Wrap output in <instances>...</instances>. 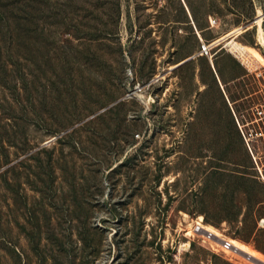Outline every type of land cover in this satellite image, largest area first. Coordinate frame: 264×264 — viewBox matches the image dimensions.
I'll return each instance as SVG.
<instances>
[{
	"label": "rangeland",
	"instance_id": "374dc122",
	"mask_svg": "<svg viewBox=\"0 0 264 264\" xmlns=\"http://www.w3.org/2000/svg\"><path fill=\"white\" fill-rule=\"evenodd\" d=\"M260 12L0 0V264H245L188 232L199 215L264 252V189L249 191L257 171L215 79L248 126L264 105ZM143 142L142 166H120Z\"/></svg>",
	"mask_w": 264,
	"mask_h": 264
},
{
	"label": "built area",
	"instance_id": "2783aa9c",
	"mask_svg": "<svg viewBox=\"0 0 264 264\" xmlns=\"http://www.w3.org/2000/svg\"><path fill=\"white\" fill-rule=\"evenodd\" d=\"M209 57L213 56V53L210 52V46L203 42L201 46V52ZM234 115L237 119L238 126L243 135L245 144L250 152L251 157L253 158L258 170L261 174H263L264 169V105L261 104L257 106L253 111V117L250 122L247 123L241 122L240 117L237 112L233 109ZM192 231L197 235H205L206 230L204 226L200 222H194L192 226ZM209 238L222 246L224 249H232L234 248L233 243L227 237L220 238L218 236H214L209 234Z\"/></svg>",
	"mask_w": 264,
	"mask_h": 264
},
{
	"label": "bare ground",
	"instance_id": "6f19581e",
	"mask_svg": "<svg viewBox=\"0 0 264 264\" xmlns=\"http://www.w3.org/2000/svg\"><path fill=\"white\" fill-rule=\"evenodd\" d=\"M263 16H264V13L260 12L255 17V20H254V22L256 24H258L259 37L261 38L262 41H264V27H263V24H262ZM240 29L241 28H239V27L234 28L233 30L228 32L226 35H224L221 38H219L217 41L221 40L222 38H226V37H228L230 35L233 36L234 34H237L238 32H240ZM248 49L250 50V52H254L259 57L262 58V55L255 48L249 47ZM185 215L188 216V214H186V213H185ZM196 221L203 224L204 229L206 230V233H205L206 236L205 237H206L207 240H211L209 238V234H212L214 236H218L220 238H224L225 237L223 231L219 227L214 225L213 223L205 221L203 215H199L195 219V222ZM188 232L191 233L193 231L191 230V231H188ZM202 236H204V235H202ZM211 241L214 242L213 240H211ZM231 242L233 243L234 248H232V249H224L225 250V254L229 258H231L232 260L240 261L241 263H245V264H246V262H250L251 264H264V252L263 251L259 250L258 248H256L252 244H250L248 242H245L243 240H240L238 238H235V237L231 238ZM214 243L217 244L216 242H214Z\"/></svg>",
	"mask_w": 264,
	"mask_h": 264
},
{
	"label": "trees",
	"instance_id": "16d2710c",
	"mask_svg": "<svg viewBox=\"0 0 264 264\" xmlns=\"http://www.w3.org/2000/svg\"><path fill=\"white\" fill-rule=\"evenodd\" d=\"M224 1V0H223ZM216 2H217V0H216ZM214 5H216V4H214ZM191 12V11H190ZM196 12L194 11V14L192 15V17H193V22H196V25L198 24V21H197V19H196ZM198 26V25H197ZM6 37H10V39H12V34L10 33V34H7L6 35ZM11 42V41H10ZM12 45V47H14V48H16V46H17V41H15V44H14V42L11 44ZM213 60V59H212ZM248 71H246V73H247ZM217 74V73H216ZM219 76L218 75H215V79H216V82L218 83V85H221V87H222V89H223V91H224V93L226 94V97H227V100H228V102H229V104H230V107H231V109H232V111H233V109L235 110V112H237L236 111V108H235V106L232 104V95L231 94H228L227 93V91H226V89H225V87H224V85H222V83L220 82V79L218 78ZM233 114H234V112H233ZM233 117L234 118H232L231 117V119H230V127L232 128V130L234 131V132H236V134H239L240 133V135H241V139H242V141H243V143H244V146H245V148H246V152H247V155H248V157L250 158V161H251V165H252V167H254L255 169H256V171L257 172H255V173H250V172H245V174H250V176H246V175H244V178L247 180V185H248V188H249V191H252V192H255V187H262L263 189H264V169H263V174H261L260 173V171L258 170V168H257V166H256V164H255V162H254V160H253V158L251 157V155H250V152H249V150H248V148H247V146H246V144H245V141H244V138H243V135H242V133H241V131H240V128H239V126H238V122H237V119H236V117H235V115H233ZM136 132L134 131L133 132V134H132V137H133V141H132V143H136V141H137V138L135 137L136 135ZM144 143H146V142H143V144L141 145V146H139V147H137L136 148V152L133 154V155H131V156H129V157H126L125 159H123L122 160V162L120 163V166H122V165H124V164H127V162H132V161H135V166H142L141 165V162L140 161H142V157H143V155H144V151H143V145H144ZM133 165V166H134ZM234 171V170H233ZM156 178L159 180V173H156ZM263 179V180H262ZM207 221L208 222H212V221H210V218L208 217L207 218Z\"/></svg>",
	"mask_w": 264,
	"mask_h": 264
},
{
	"label": "crops",
	"instance_id": "0c3cea01",
	"mask_svg": "<svg viewBox=\"0 0 264 264\" xmlns=\"http://www.w3.org/2000/svg\"><path fill=\"white\" fill-rule=\"evenodd\" d=\"M250 70H251V68H250ZM252 71V70H251Z\"/></svg>",
	"mask_w": 264,
	"mask_h": 264
}]
</instances>
